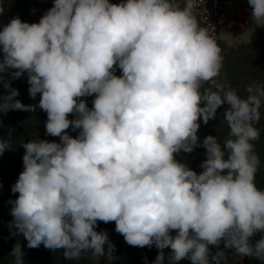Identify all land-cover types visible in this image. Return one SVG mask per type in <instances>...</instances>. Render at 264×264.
<instances>
[{
  "label": "clouds",
  "instance_id": "clouds-1",
  "mask_svg": "<svg viewBox=\"0 0 264 264\" xmlns=\"http://www.w3.org/2000/svg\"><path fill=\"white\" fill-rule=\"evenodd\" d=\"M248 3L253 23L264 26V0ZM197 6V0L183 6L180 0H54L39 23L15 17L0 28V82L8 89L0 113L35 111L16 99L19 91L2 75L27 72L29 94H41L38 107L47 113L46 134L60 138L22 145L10 226L28 248H63L68 260L89 251L111 259L115 245L107 231L95 230L101 221L115 222L130 246L170 248L172 264H221L224 251L209 259V246L221 241L240 257L264 260V235L251 242L264 234L252 143L260 138L254 123L264 87L250 85L241 98L217 82L218 40L232 38L209 35ZM206 83L211 87L202 90ZM93 94L92 109L78 100ZM225 103L232 138L223 148L217 137L203 140L207 158L197 174L174 154L201 146L198 121L207 124ZM73 113L78 117L69 120ZM70 126L81 129L77 137L66 132ZM10 144L0 139V155ZM10 256L24 264L20 243ZM163 260L161 251L154 264Z\"/></svg>",
  "mask_w": 264,
  "mask_h": 264
},
{
  "label": "rangeland",
  "instance_id": "rangeland-1",
  "mask_svg": "<svg viewBox=\"0 0 264 264\" xmlns=\"http://www.w3.org/2000/svg\"><path fill=\"white\" fill-rule=\"evenodd\" d=\"M39 1L49 2L54 0ZM120 2L121 0H110V3L119 4ZM47 11L48 10L35 11L27 16L20 17V19L22 22H27L29 24L39 23L41 17ZM240 15H244V13L239 12L237 14L239 19ZM243 21V27H245L246 20ZM260 37L261 40L257 43L255 48L245 51L240 50L245 43L257 42ZM218 46L222 49L221 55L223 57V62L220 75L216 80L218 83L225 85L226 88L235 90L241 98H244L248 93L246 90L248 88L246 83L248 82V78H250V72H255V68H258L263 63L262 61H264V26L256 25L251 18L246 31L241 32L236 38H232L230 42H225L221 39ZM2 57V46H0V59H2ZM13 71L16 70L9 69L2 74L4 81L10 83L12 88L19 91V95L16 99L20 100L24 105H36V107L33 116L22 119H15L13 117L12 114L16 110L0 113V129H2V124L4 122L7 123L6 127L0 131V139L11 143L10 149L5 150L3 155H0V170L24 168L22 159L25 154V149L22 146L24 143L36 139L60 143L59 137L46 134L45 123L47 121V113L38 107L41 94L38 93L34 99L29 94L30 85L28 83L27 72H24L19 78L13 79L10 75ZM121 74L122 71L117 68L115 75L120 76ZM210 87L211 84L206 83L202 86V90L203 88ZM212 90L214 91L215 89L213 88ZM6 95H8V89L3 86V82H0V98ZM91 96L81 97L78 98V100L83 99L85 101V99ZM226 105V103L221 105L216 110L215 118L209 120L207 124L203 123L202 118L198 121L200 127L197 136L199 134L200 137H207L217 133L219 129L216 127V124L219 125V122H224L221 120L224 119V117L221 116L224 115L222 109ZM201 106H203V104ZM70 115L71 114H69L68 117ZM258 130L261 137H263L264 132L261 129ZM224 145L225 144L221 145V147L223 148ZM256 150L264 153V146H258ZM194 151L200 152L201 154L206 153V149L202 146L196 147ZM206 158L207 156L204 157V160H206ZM0 185H2V187H0V208L6 209L7 204L12 200H16L19 193H12L11 188L14 183L5 182L0 179ZM10 217L12 218L11 220L0 223V264H15V257L10 256V253L17 243H20L22 247L24 264H154L152 261H145V259L150 260V249H147V251L145 250V252H140L139 247L130 246L124 242V237L115 231V222L104 223L98 221L95 229L96 231H107L109 240L115 245L114 256L111 259L107 256L93 257L91 251H89L83 254L79 259L68 260L64 256L65 249L63 248L54 250L47 249L43 244L38 248H28L27 240L24 236L22 234H16V229L10 226V222L13 220L11 211ZM261 235L264 234L257 233L255 236L259 240ZM105 249H107V245H105ZM164 251L165 258L169 261L171 249L165 248ZM209 259L211 262V257ZM221 264H264V260H258L248 256L240 257L235 254L234 250L226 249L225 257L222 259Z\"/></svg>",
  "mask_w": 264,
  "mask_h": 264
},
{
  "label": "trees",
  "instance_id": "trees-1",
  "mask_svg": "<svg viewBox=\"0 0 264 264\" xmlns=\"http://www.w3.org/2000/svg\"><path fill=\"white\" fill-rule=\"evenodd\" d=\"M53 2L54 1H49V2H45V1H39V0H0V6L3 7V14L0 15V28H2L6 23H8L11 19L15 18V17H22V16H27L35 11H45V10H49L50 8L53 7ZM261 40V37L256 41L253 42H249V43H245L242 48H240V50L245 51L247 49H251V48H255L257 43ZM263 63L258 67L255 68V72H250V78H248V82L246 83L247 87L250 85H256V86H260V87H264V61H262ZM249 95V93H247ZM247 94L244 98L247 97ZM91 98V99H90ZM90 98L85 99L86 105L89 109H92L93 107V101L95 99V94L93 96H91ZM229 106L226 105L222 111L223 113L225 112V110L228 108ZM260 120L259 122L254 123V127L257 129H261L264 132V101H262V107L260 109ZM13 117L15 119H22V118H26V117H30L34 115V111H23V110H16L13 114ZM78 117V114H71L69 117H67L69 120H73L76 119ZM224 117V119H221L224 122H219V125L216 124V127H218L219 130H217V133L213 136L217 137L218 143H220V145L225 144L227 139L232 138L230 136V128L227 124V121L225 119V116H221ZM215 123V122H214ZM214 123H212L213 125H215ZM7 123L4 122L2 124V129H0V131H2L5 127H6ZM211 130V128H210ZM67 133L72 136L73 138L77 137L80 133V129H73L72 126L69 127V129L67 130ZM199 136V134H198ZM206 137H198L200 145L203 147V140ZM254 144V150L255 153L258 155L259 160H260V165L258 168V171L256 173V177H255V183L256 186L261 189L264 190V153L256 150L258 146H264V136L261 137L260 134V138L256 141L252 142ZM196 148V147H195ZM194 148V149H195ZM193 151L190 153L184 152V151H180L179 153L174 154L175 159L180 162L185 164L188 168H190L191 170L195 171L197 174L201 173L203 171V169L201 168V164L204 161V157L206 156V153L201 154L200 152L197 151ZM24 170V168L21 169H9V170H0V179H2L5 182H10V183H16L20 173ZM263 171V172H262ZM15 200L10 201L7 204V208L6 209H2L0 208V223L6 222L11 220L12 218L10 217V211L13 207V203ZM171 235L175 236L176 232L175 230H173L171 232ZM257 237L255 236L254 238H252V243L255 244V242L257 241ZM124 242L125 239H124ZM140 252H145V250L147 251V249H150V260L145 259V261H152L154 263V261L156 260V257L158 256V254H160V252H163V255L165 254L164 249H158L155 244H153L151 247L149 246H145L143 248L139 247ZM219 251H224L226 252L225 246H224V242L221 241V243L219 244V246H209V253L210 256L215 255L217 252ZM168 253V252H167ZM170 254V252H169ZM163 264H172V261L169 258V261L166 260L165 255H164V260H163ZM176 264H191V261L189 259H182L179 262H176Z\"/></svg>",
  "mask_w": 264,
  "mask_h": 264
},
{
  "label": "built area",
  "instance_id": "built-area-1",
  "mask_svg": "<svg viewBox=\"0 0 264 264\" xmlns=\"http://www.w3.org/2000/svg\"><path fill=\"white\" fill-rule=\"evenodd\" d=\"M248 0H197L195 14L199 25L207 29L209 35L217 37L229 20ZM181 6L184 0H180ZM221 39L218 40V43Z\"/></svg>",
  "mask_w": 264,
  "mask_h": 264
},
{
  "label": "crops",
  "instance_id": "crops-1",
  "mask_svg": "<svg viewBox=\"0 0 264 264\" xmlns=\"http://www.w3.org/2000/svg\"><path fill=\"white\" fill-rule=\"evenodd\" d=\"M239 12H243L244 13V19L246 20V26L243 27V25L241 24L239 18L237 17V14L233 17V20L235 21V25L234 27H232L231 29L234 30L236 27V24L241 26V31L237 34V36L241 33L244 32L248 29V26L250 24L251 18H252V13H253V9L252 7L249 5L248 1L244 4V6L238 11ZM229 24V23H228ZM227 24V25H228ZM226 25V27H227ZM227 29V28H226ZM237 36H235L234 38H236ZM233 38V39H234ZM232 40V39H231ZM226 42V41H225ZM229 42V41H228Z\"/></svg>",
  "mask_w": 264,
  "mask_h": 264
},
{
  "label": "water",
  "instance_id": "water-1",
  "mask_svg": "<svg viewBox=\"0 0 264 264\" xmlns=\"http://www.w3.org/2000/svg\"><path fill=\"white\" fill-rule=\"evenodd\" d=\"M236 14H238V12L236 13ZM240 20V22H241V24L243 25V22L244 21H241V19H239ZM245 20V19H244ZM231 23H229L228 25H230ZM241 31V26L240 25H238V24H236V27H235V29L234 30H232V29H226V26L223 28V30L221 31V33H227V34H229L230 36H231V38H234L235 36H237V34L239 33ZM220 33V34H221ZM224 40V39H223ZM224 41H226V42H228L227 40H224Z\"/></svg>",
  "mask_w": 264,
  "mask_h": 264
},
{
  "label": "flooded vegetation",
  "instance_id": "flooded-vegetation-1",
  "mask_svg": "<svg viewBox=\"0 0 264 264\" xmlns=\"http://www.w3.org/2000/svg\"><path fill=\"white\" fill-rule=\"evenodd\" d=\"M228 23H231L230 25H227V27H226L228 30L231 29L232 27H234V25H235V21L233 20V18L230 19Z\"/></svg>",
  "mask_w": 264,
  "mask_h": 264
},
{
  "label": "bare ground",
  "instance_id": "bare-ground-1",
  "mask_svg": "<svg viewBox=\"0 0 264 264\" xmlns=\"http://www.w3.org/2000/svg\"><path fill=\"white\" fill-rule=\"evenodd\" d=\"M244 15H240V19H241V21H243L244 19Z\"/></svg>",
  "mask_w": 264,
  "mask_h": 264
}]
</instances>
